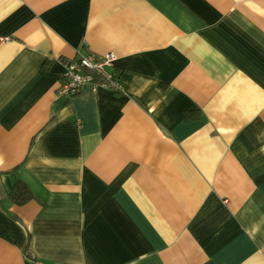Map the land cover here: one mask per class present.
<instances>
[{
    "label": "crops",
    "instance_id": "1",
    "mask_svg": "<svg viewBox=\"0 0 264 264\" xmlns=\"http://www.w3.org/2000/svg\"><path fill=\"white\" fill-rule=\"evenodd\" d=\"M0 39V264H264V0H0ZM108 52L122 92L58 94Z\"/></svg>",
    "mask_w": 264,
    "mask_h": 264
},
{
    "label": "built area",
    "instance_id": "2",
    "mask_svg": "<svg viewBox=\"0 0 264 264\" xmlns=\"http://www.w3.org/2000/svg\"><path fill=\"white\" fill-rule=\"evenodd\" d=\"M4 41L7 39H0V43ZM116 60V55L108 52L103 55L79 53L75 59L64 61L65 69L58 94L71 97L87 86L93 91L108 89L117 93L122 92L124 89L120 74L115 68ZM32 263L46 264L35 259Z\"/></svg>",
    "mask_w": 264,
    "mask_h": 264
},
{
    "label": "trees",
    "instance_id": "3",
    "mask_svg": "<svg viewBox=\"0 0 264 264\" xmlns=\"http://www.w3.org/2000/svg\"><path fill=\"white\" fill-rule=\"evenodd\" d=\"M9 198L15 204L24 205L30 200L34 199L35 196L25 183L19 181L16 183Z\"/></svg>",
    "mask_w": 264,
    "mask_h": 264
}]
</instances>
